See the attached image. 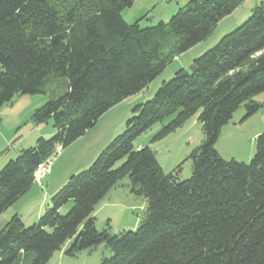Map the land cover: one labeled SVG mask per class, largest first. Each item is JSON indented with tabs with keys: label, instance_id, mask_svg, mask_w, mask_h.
Masks as SVG:
<instances>
[{
	"label": "trees",
	"instance_id": "obj_1",
	"mask_svg": "<svg viewBox=\"0 0 264 264\" xmlns=\"http://www.w3.org/2000/svg\"><path fill=\"white\" fill-rule=\"evenodd\" d=\"M135 0H0V109L17 95H46L32 121L53 122L0 170V217L35 183V171L94 128L110 109L143 92L176 58L207 41L245 0H191L168 21L141 28L123 11ZM264 5L251 18L181 69L154 97L133 109L125 131L89 169L71 176L38 223L14 215L0 231V264H48L66 254L105 245L101 264H264V134L249 164L226 161L216 149L224 126L244 106L245 119L263 106ZM197 116L203 141L166 173L149 146L136 140L168 122L161 140ZM122 162L119 167L116 165ZM129 177L130 191L147 202L136 232L112 236L96 228L97 205ZM73 205L66 215L60 210Z\"/></svg>",
	"mask_w": 264,
	"mask_h": 264
},
{
	"label": "rangeland",
	"instance_id": "obj_2",
	"mask_svg": "<svg viewBox=\"0 0 264 264\" xmlns=\"http://www.w3.org/2000/svg\"><path fill=\"white\" fill-rule=\"evenodd\" d=\"M190 1L135 0L133 6L123 12L128 21L139 19L137 20L139 26L148 28L156 25L158 21H168ZM261 5H264V0H245L233 14L224 18L217 25L207 41L176 58L143 92L110 109L99 119L94 128L68 148L62 149L56 154L52 159L51 173L43 181L44 188L41 189L35 182L27 194L3 213L6 217L2 216L0 219V231L5 227L6 222L18 212L22 214L21 219L26 228L38 223L40 216L52 207V198L48 204H44L46 188L52 187L51 189H53L63 179H69L71 176L89 169L105 147L125 131L126 123L135 115L133 109L137 105L150 101L162 87V84L172 80L181 69L192 73L196 59L216 46L224 36L233 33L238 27L246 23L251 18L254 8ZM33 100H38L39 105H43L48 101V97L46 95H17L11 103L0 109V170L8 161L20 155L22 150L36 145L38 138L35 140L34 133L32 136H27L34 126H41V129L46 132L51 129L54 131L52 121L41 125L32 121L34 108L30 110L27 102ZM254 100L264 103V93L259 94ZM245 115L246 108L242 106L234 114L230 123L223 127L217 141L216 149L226 161L235 160L249 164L256 154V138L264 134V106L255 115L247 119H245ZM167 123H158L141 135L136 140L135 147L141 143L151 147L166 173L173 172L178 166H181L179 180H188L192 177L193 172L192 163L188 157L203 141L202 126L200 123L197 124V116H195L172 134L161 140L152 141L153 137ZM52 136L44 138L50 139ZM23 146L28 148H23ZM6 153H9L8 156ZM121 164L122 162H119L116 167ZM48 181L51 183L48 184ZM67 181L64 183L66 184ZM65 184H62V187ZM130 186L131 181L129 177H126L97 205L93 214L97 230H108L112 236L137 231L146 211L147 202L145 199L133 195ZM72 205L73 203L69 202L62 207L61 215H66ZM69 244L70 242L56 252L48 264H101L103 259L112 256L111 250L105 245L82 251L76 256H69L66 254L70 247Z\"/></svg>",
	"mask_w": 264,
	"mask_h": 264
},
{
	"label": "crops",
	"instance_id": "obj_3",
	"mask_svg": "<svg viewBox=\"0 0 264 264\" xmlns=\"http://www.w3.org/2000/svg\"><path fill=\"white\" fill-rule=\"evenodd\" d=\"M186 2V1H185ZM176 10V9H175ZM174 10V11H175ZM123 17H124V19H125V21L127 22V23H129V22H133L134 20H136V21H134L133 23H135V22H139V21H137V20H139V19H132L131 21H128V19L124 16V12H123ZM141 18V17H140ZM162 21V20H161ZM159 22V21H158ZM133 23H129V24H133ZM36 100H33V101H29V102H27L28 103V108H30V110H33V108H34V111L37 109V108H39V107H41L42 105H39L40 103H38L39 101L37 100L36 102H35ZM197 124H198V121H197ZM199 125V124H198ZM33 133H34V138H35V140L37 139V138H40V137H46V136H50V135H53L54 133H55V129H54V131H52V129L50 130V131H48V132H46V131H44V130H42L41 129V126H34V128L32 129V131L30 132V133H28V137L29 136H32L33 135ZM30 142H32V141H30ZM34 142V141H33ZM143 143H141V144H139V148H142V147H144L145 145H142ZM23 148H28L27 146H23ZM219 152V151H218ZM8 154L9 153H6V155L8 156ZM220 154V153H219ZM221 155V154H220ZM7 162V161H6ZM91 162H93V161H91ZM49 175V174H48ZM48 175L41 181V184H38V186L42 189V188H44V185H43V181L44 180H46L47 179V177H48ZM68 179H63V181H60V183H58V185L55 187H53V189H51L52 187H50V188H46V193H45V195H44V204H48V202H49V200H50V198H52L53 197V195L62 187V184H65L64 182H66ZM47 183V182H46ZM49 183H51V181H48V184ZM49 186V185H48ZM47 190H48V192H47ZM45 191V190H44ZM14 215H19L21 218H22V214L21 213H15ZM13 215V216H14ZM3 217H6L5 215H2ZM2 216L0 217V219L2 218ZM10 218V217H9ZM8 220V219H7ZM9 221V220H8ZM8 221L6 222V224L8 223Z\"/></svg>",
	"mask_w": 264,
	"mask_h": 264
},
{
	"label": "built area",
	"instance_id": "obj_4",
	"mask_svg": "<svg viewBox=\"0 0 264 264\" xmlns=\"http://www.w3.org/2000/svg\"><path fill=\"white\" fill-rule=\"evenodd\" d=\"M62 150V148L59 146L56 150V153L47 161H45L44 163H42L41 165H39V167L37 168V170L35 171V182H37L38 184H41V181L48 175L51 173V165H52V159L53 157L58 154L60 151Z\"/></svg>",
	"mask_w": 264,
	"mask_h": 264
}]
</instances>
